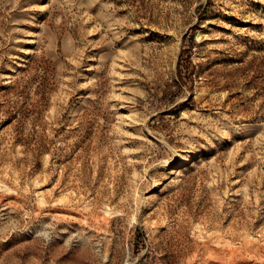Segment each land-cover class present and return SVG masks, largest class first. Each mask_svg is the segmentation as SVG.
I'll list each match as a JSON object with an SVG mask.
<instances>
[{"label":"rangeland","instance_id":"rangeland-1","mask_svg":"<svg viewBox=\"0 0 264 264\" xmlns=\"http://www.w3.org/2000/svg\"><path fill=\"white\" fill-rule=\"evenodd\" d=\"M0 264H264V0H0Z\"/></svg>","mask_w":264,"mask_h":264},{"label":"bare ground","instance_id":"bare-ground-1","mask_svg":"<svg viewBox=\"0 0 264 264\" xmlns=\"http://www.w3.org/2000/svg\"><path fill=\"white\" fill-rule=\"evenodd\" d=\"M185 158H183V160H184ZM261 161V160H260ZM157 187V184L156 183H154V188H156ZM107 211V210H106Z\"/></svg>","mask_w":264,"mask_h":264}]
</instances>
